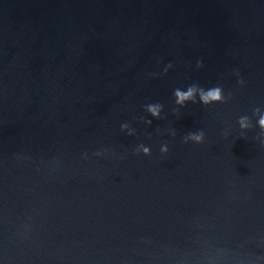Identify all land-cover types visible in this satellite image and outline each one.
<instances>
[{"label":"water","instance_id":"1","mask_svg":"<svg viewBox=\"0 0 264 264\" xmlns=\"http://www.w3.org/2000/svg\"><path fill=\"white\" fill-rule=\"evenodd\" d=\"M262 119L264 0H0V264H264Z\"/></svg>","mask_w":264,"mask_h":264},{"label":"clouds","instance_id":"2","mask_svg":"<svg viewBox=\"0 0 264 264\" xmlns=\"http://www.w3.org/2000/svg\"><path fill=\"white\" fill-rule=\"evenodd\" d=\"M198 67H202V63L198 62L197 63ZM172 65L169 64V67H171ZM238 75V73H237ZM241 83H243V80L241 79L240 81ZM176 96L179 97V100L177 101L178 103L183 102L184 100L190 98L192 96V88H189V91L187 93H182L181 91L177 90L176 91ZM220 98V89L218 87L213 88L211 90H209L207 92L206 95H202L201 99L207 103L209 99H219ZM160 107V105H156L155 107L153 106H149V111L152 112L153 116H158L159 112H158V108ZM261 125H264V119H262L260 121ZM174 134V133H173ZM203 137V132H200L198 135H192L191 133L189 134L188 138L194 139L197 142H200L202 140ZM148 150L145 149V152H147ZM162 152H167L168 148L164 147L161 149Z\"/></svg>","mask_w":264,"mask_h":264}]
</instances>
